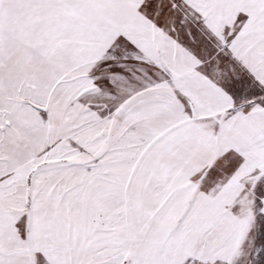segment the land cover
Here are the masks:
<instances>
[{
    "label": "snow or ice",
    "instance_id": "obj_1",
    "mask_svg": "<svg viewBox=\"0 0 264 264\" xmlns=\"http://www.w3.org/2000/svg\"><path fill=\"white\" fill-rule=\"evenodd\" d=\"M0 264H264V0H0Z\"/></svg>",
    "mask_w": 264,
    "mask_h": 264
}]
</instances>
